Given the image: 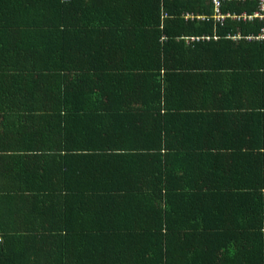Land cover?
I'll return each mask as SVG.
<instances>
[{
    "label": "trees",
    "instance_id": "1",
    "mask_svg": "<svg viewBox=\"0 0 264 264\" xmlns=\"http://www.w3.org/2000/svg\"><path fill=\"white\" fill-rule=\"evenodd\" d=\"M49 1L41 13L48 15L44 26L49 31L62 29L50 38L46 34L35 38L37 51L24 57L18 55L19 49H31L34 39L26 31L28 25L24 27L16 19L32 15L38 8L32 0H0V98L88 94L118 97L121 111L110 124L114 135L109 139L122 150L108 158L74 151L72 166L77 171L92 167L94 179L99 174L95 163L91 165L94 159L118 162L124 165L118 167V172L135 178L115 185L122 190L117 201L121 205L107 226L95 224L90 218L95 200L89 195L78 201L79 211L73 209L68 214L63 209L49 210L47 214L53 219L84 229L62 233L65 243L73 246L74 257L67 261V255L61 252L60 261L63 255L67 261L61 264H264V160L256 154L248 159L244 171L246 176L252 175V183L241 187L248 191L232 193L233 185L228 184V192H220L217 186L212 193L199 194L202 184H211L208 174H217L220 169L227 172L221 173L225 179L239 176L240 163L229 156L225 167L213 165L206 156L211 153H196L195 146L188 143L193 141L195 145V130L204 128L195 114L201 112L195 110L200 106L195 104V96L218 101L208 105L215 108L213 115L223 114L221 107L226 105L219 101L226 97L247 100L264 96V39L244 38L256 36L264 20L225 18L222 24L216 23L210 0H151L145 5L143 2V7L139 5L141 11L135 9V0ZM255 9V3L247 1L224 2L220 6L221 13L234 15H250ZM144 14L149 22L141 20ZM67 15L80 21L67 23L72 34L64 29ZM99 17L124 21L90 24ZM236 34L239 38L232 40L230 36ZM24 62L29 69L13 71L14 64ZM135 62L151 70L137 75L136 81L133 75H121L120 85L110 84L113 89L108 85L111 79L104 82V75L112 78L115 72L128 73L127 68ZM82 67L85 70H78ZM58 68L72 70L60 72ZM144 97L162 101L163 114L150 107L142 111L138 106H144ZM181 100L187 103L179 107L176 103ZM2 106L5 107L0 103V142L10 136L16 121L9 113L16 107ZM183 110L182 115L178 113ZM31 118L29 114L21 117L22 123L30 124ZM33 130L20 127L13 138L32 141ZM247 132L249 138L261 133L254 128ZM217 138L219 143L224 142V135ZM90 139L87 137L83 143H91ZM171 141L186 149L171 151ZM131 148L135 151L128 150ZM131 189L137 192V198ZM110 202H104L106 210L112 209ZM113 223L118 225L117 231ZM127 223L134 226L129 229ZM28 236L1 231L0 264H28L24 257L33 255L36 246L28 255L26 239L34 245L39 242ZM76 245L82 248L79 252Z\"/></svg>",
    "mask_w": 264,
    "mask_h": 264
},
{
    "label": "crops",
    "instance_id": "2",
    "mask_svg": "<svg viewBox=\"0 0 264 264\" xmlns=\"http://www.w3.org/2000/svg\"><path fill=\"white\" fill-rule=\"evenodd\" d=\"M32 2H34L38 10L35 9L32 15H23L22 18L16 19V22L25 24L26 26L24 27L28 25L26 31L30 32L34 39V46H31V49H19L18 55L24 57L32 56L37 51L35 38L39 39L42 34H46L47 38H50L55 34H59L58 32L62 29V27H59L58 30L55 28L49 31L44 26L46 24L44 22L48 20V15H41V13L47 9V5L50 3L49 0H32ZM135 2L138 7H135V9L141 11L142 8L139 5L143 7V2L145 5L150 3L151 0H135ZM66 17H64V29L72 34L73 30L67 23L70 21L78 23L80 21H75L76 17L72 15H67ZM113 19L115 22L99 17L92 19L90 24L101 25L105 22L118 23L124 21V19L118 17ZM128 19H135V17ZM52 20L50 23H52ZM141 20L144 22L150 21L145 14ZM18 31L22 34V27H19ZM26 63L14 64L13 71L29 69ZM63 70L72 69L58 68L56 71L62 72ZM78 70L85 69L82 67L78 68ZM150 70L147 69L146 65H139L135 62L126 70L131 74L115 72V74H111L112 78H109V75H104L102 78L107 83L111 79L112 82L108 83V85L113 89L111 85L117 86L121 84V75H133V79L136 81L138 79L137 75H142ZM59 75L61 74L59 73ZM243 98L231 96L230 98L226 97L223 101L220 100L219 103L224 102L226 105L221 107L223 114L213 115L215 108L208 105L218 101H213V97L195 96V104L200 105L195 107V110L201 109V112H195V114L199 115V121L203 123L204 128L195 130V145L193 141H188V143L192 147L195 146L196 153L199 151L211 153L206 156L211 159L212 162L210 163L213 165L221 164V167H225L228 158L239 159L240 166L238 170L241 173L239 176L233 175V177L225 179L223 178L225 174L221 176V173L227 172L217 169V174L211 172V175H207L211 184H202L201 190L197 192L199 194L207 195L212 193L217 186L220 192L223 190L228 192L229 185H233L232 193L248 191L249 188H241L252 183V175L246 176L244 171L248 159L256 154V156L264 160V96L248 97L247 100ZM140 101L141 99L138 102ZM141 102L144 103V106L138 107L142 111H148L149 107L151 110L159 111L161 115L165 111L163 102L160 100L155 102L150 100L149 97H144ZM227 102L230 106H227ZM0 103L2 108L5 107L2 105L8 104H13L16 107L10 109L9 112L12 117H16L14 127L9 134L10 136L2 138L0 142L2 146L0 150V232L28 233V237L39 241L34 245L30 239H26L29 242L28 255L33 253V249L36 246L33 255L24 257L25 260L29 261L28 264L66 263L74 257L71 253V247L73 246L65 243L64 234L62 233L64 231L70 232L69 230L79 231L84 229L78 225L73 226V224L69 225L68 223L65 225L58 219H53L55 217L47 214L49 210L63 209L68 214L73 209L79 211L78 201L89 195L95 200L91 205L93 211L89 212L90 218L96 221L95 224L107 226L110 216L121 205L117 201L121 197L122 190L115 185L123 183L126 179L129 182L135 180L133 175H122L118 172V167H124L121 163L118 165V162L114 164L94 159L91 165L95 163V169L99 170V174L94 179L91 174L94 170L92 167L90 168L89 166L85 171H77L72 166L74 151L76 153L81 152L79 155H82L83 152H92L97 153L96 155H105L107 157L104 158H108L122 150L118 145L114 144V140L111 141L109 139V136L114 135L110 124L114 119L118 118L122 101L118 97H105L104 95L95 94L80 96L32 95L26 97L10 95L1 97ZM185 103L187 101L181 100L176 105L180 107L184 106L183 104ZM255 103L257 105L253 106ZM201 105L205 106L202 107ZM184 111H178V113L182 115L185 113ZM27 114L32 117L29 119L31 123L23 124L21 117H25ZM145 120L148 121L149 117L146 116ZM20 127L26 129V131L34 129L32 141L19 142V140H14L13 134H17ZM170 128H172L171 125ZM253 128L254 131H260L261 133H258L256 137L249 138L247 130ZM220 135H224V142H218L217 137ZM87 137L92 138L89 140L91 142L89 144L83 143ZM98 137L101 138L99 139ZM171 142V151H181L185 148L183 144ZM128 150L135 151L134 148ZM219 155L224 156L218 158ZM195 180L197 181L198 179L195 178ZM204 181L205 179L202 178L201 182ZM210 186L213 187L210 188ZM132 191L134 199L137 198V192ZM104 202H110L112 209L106 210L107 207L105 208L103 205ZM93 214L94 217H91ZM127 226L130 229L134 225L127 223ZM113 230H118V225L115 223H113ZM58 235L60 238L57 237ZM38 237L41 238L39 239ZM109 238L112 240L113 235ZM75 247L78 249L77 252L82 249L80 245ZM61 252L67 255V261H65L64 255L63 260L60 261Z\"/></svg>",
    "mask_w": 264,
    "mask_h": 264
},
{
    "label": "built area",
    "instance_id": "3",
    "mask_svg": "<svg viewBox=\"0 0 264 264\" xmlns=\"http://www.w3.org/2000/svg\"><path fill=\"white\" fill-rule=\"evenodd\" d=\"M251 2L255 3L256 9L253 11L252 14L247 15L245 13H242L240 15H234V14H229V13H221L220 11V6L224 2ZM211 5H212V19L219 24H222L225 18H229L235 21H251L252 19H258L259 21L264 20V0H210ZM188 17V14H185V18ZM189 17H191L189 15ZM230 38L237 39L239 38V35H232ZM246 40H251V39H258L262 40L264 39V27H262L259 31V33L256 36H249V37H244ZM207 39V38H205Z\"/></svg>",
    "mask_w": 264,
    "mask_h": 264
}]
</instances>
